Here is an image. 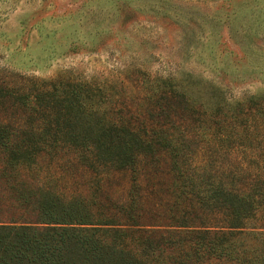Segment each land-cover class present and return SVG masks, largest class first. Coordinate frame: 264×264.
I'll return each instance as SVG.
<instances>
[{
  "label": "trees",
  "instance_id": "obj_1",
  "mask_svg": "<svg viewBox=\"0 0 264 264\" xmlns=\"http://www.w3.org/2000/svg\"><path fill=\"white\" fill-rule=\"evenodd\" d=\"M41 83L0 85V111L13 102L22 117H0V264H264V98L164 80L153 94L173 92L175 118L199 124L164 128L159 103L139 131L104 116L100 87ZM64 151L88 173L86 196L28 177ZM116 175L123 193L109 194Z\"/></svg>",
  "mask_w": 264,
  "mask_h": 264
},
{
  "label": "rangeland",
  "instance_id": "obj_2",
  "mask_svg": "<svg viewBox=\"0 0 264 264\" xmlns=\"http://www.w3.org/2000/svg\"><path fill=\"white\" fill-rule=\"evenodd\" d=\"M57 80L100 87L104 116L132 129H150L159 103L169 118L157 123L191 129L199 123L178 121L167 106L177 104L173 92L153 89L167 80L204 97L214 84L232 104L264 98V0H0V85L29 90ZM12 103L0 117L16 125ZM35 118L27 122L37 126ZM41 164L28 173L37 186L64 198L90 191L71 152ZM123 178L103 189L123 193Z\"/></svg>",
  "mask_w": 264,
  "mask_h": 264
}]
</instances>
